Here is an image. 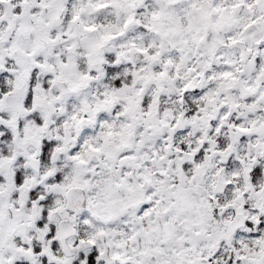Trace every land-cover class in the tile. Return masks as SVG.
Wrapping results in <instances>:
<instances>
[{
	"label": "snow or ice",
	"instance_id": "snow-or-ice-1",
	"mask_svg": "<svg viewBox=\"0 0 264 264\" xmlns=\"http://www.w3.org/2000/svg\"><path fill=\"white\" fill-rule=\"evenodd\" d=\"M0 264H264V0H0Z\"/></svg>",
	"mask_w": 264,
	"mask_h": 264
}]
</instances>
